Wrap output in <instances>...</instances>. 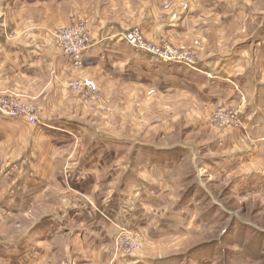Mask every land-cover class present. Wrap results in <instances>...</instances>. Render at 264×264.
<instances>
[{"label":"crops","instance_id":"0c3cea01","mask_svg":"<svg viewBox=\"0 0 264 264\" xmlns=\"http://www.w3.org/2000/svg\"><path fill=\"white\" fill-rule=\"evenodd\" d=\"M180 6L178 13L168 16L152 7L151 0H0V92L72 108V99L62 88L72 66L58 51L53 35L57 28L77 23L85 13L92 46L86 54L84 74L100 71L111 84L118 81L142 89L147 96L143 100L152 98L157 114L159 107L176 121L180 116L195 118L198 122L192 127L186 122L189 132L204 133L208 126L201 119L219 105L240 106L242 123L225 133L214 131L212 141L204 147L192 144L183 131L181 140L159 145L132 139L126 128L119 136L104 134L66 116L44 117L45 124L29 128L25 136L20 129L28 121L5 116V126L0 119V146L6 136L9 142L13 135H24L23 192L10 175L4 179L5 197L12 194L6 207L8 216L27 213L34 203L40 206V198L52 203L51 188L70 200L58 201L60 212L42 218L24 234L23 241L1 240L0 264H42L56 255L54 243L72 234L68 233L70 223L79 226L78 253L97 256L102 264H187L188 260L218 264L223 259L221 253L198 251L192 255L189 251L121 257L108 263L120 227L144 232L148 254L169 242L179 244L199 227H208L210 215L222 208L201 188L197 180L202 176L200 167L214 177L243 171L237 174H242L237 183L264 195V23L250 36L222 48L217 45L222 34L219 28L239 19L242 8H232L226 0H182ZM135 23L155 42L167 40L196 48L195 66L162 63L130 47L120 34ZM125 96V101L130 100V95ZM166 121V125H150L147 131L174 137L178 129L173 120L171 124ZM74 147H79L77 156L63 155ZM12 164L20 162L14 159ZM186 179L196 183L177 196L173 192ZM106 250L109 256L104 255Z\"/></svg>","mask_w":264,"mask_h":264},{"label":"rangeland","instance_id":"374dc122","mask_svg":"<svg viewBox=\"0 0 264 264\" xmlns=\"http://www.w3.org/2000/svg\"><path fill=\"white\" fill-rule=\"evenodd\" d=\"M228 4H231L232 8L239 6L242 8L240 12V18L233 21L230 25H223L219 28L222 32L217 39V45L225 48L229 44L236 41V39L248 37L252 31L257 30L260 24L264 23V0H226ZM182 0H151L152 7L159 10L160 13H165L168 16H173V13H178L183 6H180ZM145 9V7H144ZM80 18H84L88 23V17L85 13H82ZM89 25V24H88ZM69 25H64L56 29L54 32V42L57 47V35L59 33H66ZM138 27L141 38L150 45H154L158 48H163L167 51H178L194 56L196 59L199 57V52L196 48L187 45H179L172 41L162 40L161 42H155L149 39L143 32L138 24H133L131 28H124L126 31H130ZM124 30V31H125ZM123 31V32H124ZM122 32V33H123ZM122 33L120 35H122ZM57 49H59L57 47ZM60 52V49L58 50ZM50 75V74H49ZM53 75V74H51ZM79 79H91L96 82L98 86V94L95 99H86L79 93L73 91L69 85L70 82ZM53 80V79H52ZM62 82V88L67 94L70 95L74 106L67 109L63 106L54 107L53 102H41L36 100H30L29 97L25 98L16 92L10 94L7 92H0V98L3 95L13 96L18 98L20 101L25 102L22 106L35 108V114L38 120L43 121L45 117H57L66 116L78 120H82L89 125L97 127L104 134L120 135V131L126 128L127 135L132 139L141 140L144 143L154 142L159 145H166L167 142L181 140L183 131L184 136L187 139H191L192 144L197 146L208 147L214 131H224L234 129L235 127L226 123V118L229 117L230 113L236 109H240V106H216L206 113V117L202 118L200 122H204V126H208V129L201 133V130L196 132H189L186 122H190L189 125L192 127L193 123L198 122L193 117L181 116L177 119L169 118L167 112H161L157 105L153 106L155 116L152 118V101L146 102V93L142 89L136 90L134 87H128L113 82L102 76L101 72H91L90 74H84L83 69H75L72 67V71L68 77ZM51 83V81H49ZM113 86V87H111ZM125 94L130 95V100L125 101ZM137 95V96H135ZM157 99V98H153ZM142 100V101H141ZM8 105L15 108L17 111L19 107L15 105ZM52 107V108H51ZM167 110V108H165ZM166 113V114H165ZM182 111H180V114ZM158 115V116H157ZM1 126H5L7 123L5 115L0 113ZM169 120L170 124L173 120L175 125L176 134L174 137L171 135L161 136L160 134H152L147 131L149 126L152 124L166 125ZM169 124V125H170ZM192 124V125H191ZM202 124V123H201ZM200 125V123H199ZM36 124L31 122L27 124L26 128L20 129L24 131V135H28V129H32ZM203 126V125H202ZM238 127V126H237ZM135 132H138L136 135ZM23 135V137H24ZM15 136L13 140L8 142V136L5 137L3 145L0 146V241L1 240H24L23 237L28 230L33 227L42 218L55 213L60 212L59 208L56 207L58 201L69 202L70 198L64 199L63 192L51 188L50 196L52 197V203L50 199L43 202V199H39L40 206L37 203L33 204L32 208L27 213H19L14 216H8V210H6L8 199L12 198V194L6 198L7 184L4 179L10 175L11 182L15 180V185L20 193L23 192V183L21 181L22 174L24 172L23 167V137L21 135ZM136 136V137H135ZM86 143V142H85ZM79 147H74L66 152H63L64 156L72 158L77 156ZM204 150V149H203ZM225 154V153H224ZM68 158V159H69ZM14 159L19 160V165H13ZM207 165V164H206ZM204 166V165H202ZM201 177H197V180L201 184V188H205L212 195V201L215 202L221 211L217 214L210 215L211 222L207 228L199 227L196 229L192 237L184 238L178 243L169 242V244H163L159 247H163L159 251L151 252L148 254V243L145 238V234L139 231L137 234L130 235L126 241L115 243L111 247L112 261L108 263H115V258H140L149 256H165L170 254H190L196 252H207L208 254L214 255L216 253L223 256V259L218 264H264V258L255 262V254L258 255L260 252H264V195L249 192L247 185L244 183H237L240 179L241 172H236L233 175L214 177L207 175V169L200 167ZM186 177V174L183 178ZM192 183L195 181H189L186 179L180 182L179 187L173 193L180 196L181 192L185 190H191ZM190 184V186H189ZM15 189V187H14ZM183 189V191H182ZM15 191V190H14ZM180 192V193H179ZM208 207H210L209 198L206 199ZM43 209V210H42ZM47 209V210H44ZM12 210V209H11ZM70 229L64 237L60 238L54 243L56 246V255L51 258H46L42 264H102L97 256L83 255L78 253L77 248V228L78 225L70 223ZM237 232V234H235ZM200 243V244H199ZM214 243L221 244V246L211 245ZM171 244H177L173 248L166 247ZM206 244V245H205ZM199 247L197 250L194 248ZM192 249L193 252H192ZM237 252V253H236ZM108 255V251L106 250ZM235 257V255H237ZM254 254V255H253ZM193 255V254H192ZM191 255V256H192ZM191 258V257H190ZM187 264H192L189 262Z\"/></svg>","mask_w":264,"mask_h":264},{"label":"built area","instance_id":"2783aa9c","mask_svg":"<svg viewBox=\"0 0 264 264\" xmlns=\"http://www.w3.org/2000/svg\"><path fill=\"white\" fill-rule=\"evenodd\" d=\"M139 28L131 29L129 32L122 33L125 42L137 51L146 53L155 57L162 63H180L187 66H195L196 58L192 55L179 53L178 51H167L163 48H158L150 45L141 38ZM92 46V39L90 35L89 25L84 18H80L75 24L69 25L66 33H59L57 35V47L60 52L65 55L71 66L75 69H83L85 67V59L88 50ZM71 89L86 99H95L98 94V86L96 82L91 79H79L69 83ZM10 94H14L10 92ZM15 105L20 108H15L8 105ZM25 102L20 101L13 96L3 95L0 98V113L8 117H24L32 124H45L38 120L35 114V108L22 106ZM24 105V104H23ZM226 123L234 127L241 126V109L232 111L229 117L226 118ZM139 230L128 227H120L118 234L115 237V243L124 242L130 235L137 234Z\"/></svg>","mask_w":264,"mask_h":264},{"label":"trees","instance_id":"16d2710c","mask_svg":"<svg viewBox=\"0 0 264 264\" xmlns=\"http://www.w3.org/2000/svg\"><path fill=\"white\" fill-rule=\"evenodd\" d=\"M198 248L199 247L197 246V248H194V249L197 250ZM194 249H192V252H193ZM256 254L255 255L253 254L255 256V262L258 261V260H262V258H264V252L263 253L260 252L258 255H256Z\"/></svg>","mask_w":264,"mask_h":264}]
</instances>
